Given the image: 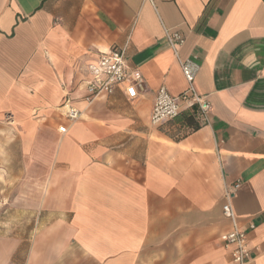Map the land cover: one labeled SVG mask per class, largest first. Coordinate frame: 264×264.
<instances>
[{"label": "crops", "instance_id": "obj_1", "mask_svg": "<svg viewBox=\"0 0 264 264\" xmlns=\"http://www.w3.org/2000/svg\"><path fill=\"white\" fill-rule=\"evenodd\" d=\"M166 32L184 37L176 51ZM111 49L143 89L88 103ZM188 61L208 122L153 127L158 90L185 92ZM0 138V264H233L220 236L238 182L248 264H264V0H0Z\"/></svg>", "mask_w": 264, "mask_h": 264}, {"label": "built area", "instance_id": "obj_2", "mask_svg": "<svg viewBox=\"0 0 264 264\" xmlns=\"http://www.w3.org/2000/svg\"><path fill=\"white\" fill-rule=\"evenodd\" d=\"M171 47L176 51L184 43V37L180 33L166 32ZM183 75L188 88L178 96H173L168 89L162 86L156 95L151 114V125L156 128L176 120L183 111L196 113V119L203 125L208 122L212 106L207 96L200 94L195 86L198 67L193 62H180ZM93 78L87 83L86 102L91 103L100 96H110L117 90L123 92L129 101H135L139 96V90L143 89L142 75L135 70H130L125 64L124 50L111 49L100 55L97 66L93 68ZM80 117L77 110L70 108L68 118L75 122ZM62 134L66 128H60ZM241 189V183L227 187L224 192L223 216L231 222V231L220 236L224 248L230 251L233 264H248L250 249L248 234L239 228L236 214L232 205V199ZM251 229H254L251 226Z\"/></svg>", "mask_w": 264, "mask_h": 264}, {"label": "rangeland", "instance_id": "obj_3", "mask_svg": "<svg viewBox=\"0 0 264 264\" xmlns=\"http://www.w3.org/2000/svg\"><path fill=\"white\" fill-rule=\"evenodd\" d=\"M1 139V138H0ZM2 141L0 140V146ZM10 161L0 155V221L9 216L11 189V175L9 174ZM9 206V207H8Z\"/></svg>", "mask_w": 264, "mask_h": 264}, {"label": "trees", "instance_id": "obj_4", "mask_svg": "<svg viewBox=\"0 0 264 264\" xmlns=\"http://www.w3.org/2000/svg\"><path fill=\"white\" fill-rule=\"evenodd\" d=\"M196 113L192 111H183L180 116L174 120L190 131H196L200 128V124L196 119ZM171 121V122H174ZM170 123V122H169Z\"/></svg>", "mask_w": 264, "mask_h": 264}]
</instances>
